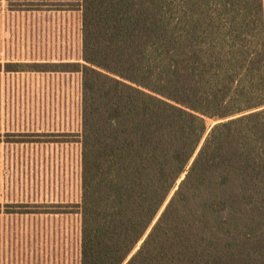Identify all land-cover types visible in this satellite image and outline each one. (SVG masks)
I'll use <instances>...</instances> for the list:
<instances>
[{
  "label": "trees",
  "instance_id": "obj_1",
  "mask_svg": "<svg viewBox=\"0 0 264 264\" xmlns=\"http://www.w3.org/2000/svg\"><path fill=\"white\" fill-rule=\"evenodd\" d=\"M75 10L79 263L264 264V0Z\"/></svg>",
  "mask_w": 264,
  "mask_h": 264
},
{
  "label": "rangeland",
  "instance_id": "obj_2",
  "mask_svg": "<svg viewBox=\"0 0 264 264\" xmlns=\"http://www.w3.org/2000/svg\"><path fill=\"white\" fill-rule=\"evenodd\" d=\"M78 2L0 0V264L76 261L80 74L4 65L80 63Z\"/></svg>",
  "mask_w": 264,
  "mask_h": 264
},
{
  "label": "crops",
  "instance_id": "obj_3",
  "mask_svg": "<svg viewBox=\"0 0 264 264\" xmlns=\"http://www.w3.org/2000/svg\"><path fill=\"white\" fill-rule=\"evenodd\" d=\"M75 255H76V257H75V259H76L75 264H80L79 263V260H80V238H79V246H78V249H77Z\"/></svg>",
  "mask_w": 264,
  "mask_h": 264
}]
</instances>
